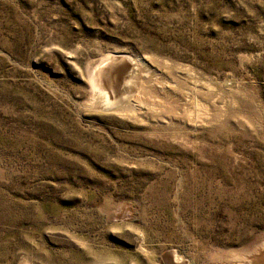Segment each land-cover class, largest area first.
<instances>
[{
  "label": "rangeland",
  "instance_id": "1",
  "mask_svg": "<svg viewBox=\"0 0 264 264\" xmlns=\"http://www.w3.org/2000/svg\"><path fill=\"white\" fill-rule=\"evenodd\" d=\"M263 246L264 0H0V264Z\"/></svg>",
  "mask_w": 264,
  "mask_h": 264
},
{
  "label": "bare ground",
  "instance_id": "2",
  "mask_svg": "<svg viewBox=\"0 0 264 264\" xmlns=\"http://www.w3.org/2000/svg\"><path fill=\"white\" fill-rule=\"evenodd\" d=\"M115 56H105L103 59H102V61H101V64L102 63H104V64H106V62H108V61H110L111 59H113ZM110 63H112V61L110 62ZM110 63H108V64H110ZM100 64V65H101ZM102 66V65H101ZM127 72H125V74H126ZM112 80V79H111ZM112 82H113V80H112ZM107 84V83H106ZM99 87H103L102 85H98ZM103 89V88H102ZM112 94V93H111ZM119 98V97H118ZM127 99V98H126ZM121 100H123V99H121ZM127 102H129V100L127 99L126 100ZM125 101V102H126ZM263 248H264V246H263ZM256 254H257V256L254 254V255H252L251 256V258H250V260H249V262H250V264H264V249L261 251V252H259V251H257L256 252Z\"/></svg>",
  "mask_w": 264,
  "mask_h": 264
}]
</instances>
